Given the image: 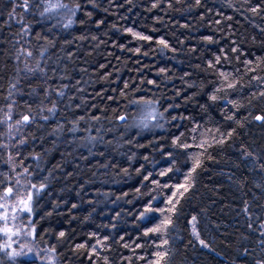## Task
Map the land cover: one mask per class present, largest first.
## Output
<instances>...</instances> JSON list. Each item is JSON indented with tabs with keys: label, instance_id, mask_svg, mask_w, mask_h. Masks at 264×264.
<instances>
[{
	"label": "trees",
	"instance_id": "1",
	"mask_svg": "<svg viewBox=\"0 0 264 264\" xmlns=\"http://www.w3.org/2000/svg\"><path fill=\"white\" fill-rule=\"evenodd\" d=\"M62 2L80 8L71 17H42L43 0H37L21 25V10L10 20L12 0H0V108L14 101L13 120L35 115L11 138L0 124V144H8L0 148V173L14 177L28 169L22 182L47 185L38 198L33 190V212L21 222L34 234L14 238L40 255L29 253L14 264H49L42 257L51 248L56 264H148L165 250L161 264L264 259V122L253 119L264 115V82L255 79L264 77V0ZM68 18L73 24L66 28ZM29 25L30 34H23ZM129 28L151 39H138ZM220 72L229 73L236 87L227 88ZM213 94L219 99L211 100ZM146 100L156 102L163 117L144 128L139 122L149 109L134 101ZM53 105L54 114L48 111ZM186 180L166 236H145L162 218L154 212L142 220L145 207H169L173 186ZM104 237L100 248L96 241ZM163 238L168 244L157 248ZM5 242L0 233V245ZM81 244L87 247L77 248ZM0 260L13 264L4 253Z\"/></svg>",
	"mask_w": 264,
	"mask_h": 264
},
{
	"label": "snow or ice",
	"instance_id": "2",
	"mask_svg": "<svg viewBox=\"0 0 264 264\" xmlns=\"http://www.w3.org/2000/svg\"><path fill=\"white\" fill-rule=\"evenodd\" d=\"M197 4H199V0H196ZM13 7L11 11L8 13L9 19H14L17 16V8L21 10L20 12V19L17 21L18 23H21L23 25L25 23L23 16L25 13H27L29 10H31L33 7H38L37 0H12ZM157 4H153L152 7H157ZM80 8L79 4H76L75 7L70 8L69 5L62 2V0H43V9L40 11V15L44 17L46 14H54V13H60L63 15H67L68 17L74 16L76 11ZM251 11L253 13H256L259 11V8L253 7L251 8ZM90 15V13H89ZM100 23H103L101 21ZM73 24V20L71 18H68L67 24L64 25V27H69ZM126 31L132 33V35L138 39L143 40H150L151 37L143 36L139 33L133 32L131 28L126 29ZM22 32L25 35L30 34V25L28 27H22ZM206 39L211 40V37H206ZM159 43L163 45L165 48L169 47L168 42L164 39H160ZM137 52H139V49H136ZM233 51H236V49H233ZM22 53L26 55L27 57H32L33 53L31 51H24L22 49ZM16 59H20L19 56L16 57ZM217 63L220 61V57L216 58ZM249 66L253 64L252 61L247 62ZM209 66L211 65V62L209 63ZM259 66V62L257 64V67ZM27 67V65H25ZM36 67L39 68V62L37 61ZM257 67H249L250 72L257 71ZM34 71V69H29V72ZM41 71H43L41 69ZM161 72H164L165 69H161ZM219 75L223 78V80L226 82L227 88H235L236 83L228 82L229 81V73L226 72H220ZM256 80L264 82V77L256 76ZM150 83H154L153 81H150ZM16 85L12 84L10 85V91H9V97L12 96L13 92L15 91ZM223 89H216L217 92L222 91ZM61 96H63V92L60 93ZM260 96L264 97V91L260 92ZM211 100L215 101L219 99V97L215 94L211 95L209 97ZM134 103H144L147 108L149 109L147 112V115L139 122V126H142L144 128L149 127V124L157 120V117H163L162 112H158L156 108V102L146 100V101H134ZM230 103H233L235 105V101H230ZM15 102L9 103L7 106V109L0 108V113L3 114L2 119H0V124H3L8 129V135L9 138H11L12 135H14V129L18 130L21 126H26L29 123L33 122L35 120V115H29V114H22L19 119L13 120V107ZM50 113L55 112V105H53V108L48 109ZM45 120L48 119V117H43ZM119 120L124 121L126 118L125 116H119ZM175 119V117H174ZM229 119H233V117H229ZM253 119L257 121L264 122V115H257L253 117ZM153 126H160L162 125H153ZM195 131V129H193ZM232 133H228L229 136H231ZM95 139V138H92ZM179 142V137L176 138V141L174 143ZM219 143H223V140L218 141ZM20 144H24V140L19 141ZM181 147H189L187 144H181ZM199 147L204 148L205 142H201ZM0 148H8V144H0ZM171 155V153H169ZM251 155V154H249ZM13 160V157L9 155L8 162L11 164ZM199 166V160L196 161V163L193 166L192 171L194 172L196 167ZM260 168L264 169V165H259ZM12 168H15V165H12ZM172 171V168H168L164 171H161L159 175L164 176L167 175L169 172ZM28 169H24L23 173H18L14 177H8L7 174L0 173V185H4V189L2 192H0V233L3 234V236L6 238V242L2 245H0V253H4V255L10 260L14 262L17 260V258L21 257H28L29 253L35 252L36 255H40V253L34 249L32 246L25 244V243H18L16 240H14V237H20L23 236L25 239L28 237H31L34 232L35 228L31 227L29 228L27 225L21 223L20 221L23 219L24 214H28L31 216L33 212V190H35V195L38 198L39 194L47 187L45 183H41L39 186L36 184L31 183L28 181L27 183H24L19 178L21 175H27ZM191 172L188 174L191 176ZM150 175V174H149ZM149 177L146 176L145 179H148ZM11 180L14 181L12 184L6 183V181ZM153 183H156L159 186L158 181H154ZM187 180L185 181V185H179V186H173L177 188V191H174L172 195L168 198L167 204L169 207L167 208H153L151 204H148L143 212L141 213V219H146L148 217V214L158 212L162 214V218L160 219V222L155 224L153 227L148 228L144 235L147 236L149 233L157 234L160 237H165L166 233L168 231L169 226L172 224V218L170 213H174L176 210V204L179 203L178 193L179 197H182L184 192L188 190L187 188ZM169 185H164V187H168ZM180 188H183V191H179ZM24 189H27V192L23 191ZM175 198V202H173ZM75 206V205H74ZM245 214L251 215L248 212L247 206L243 209ZM193 220V234L198 238L199 232L196 230V217L192 218ZM249 227H251V224H249ZM260 228L264 230V223L260 225ZM15 229V230H14ZM262 235H264V231L261 232ZM59 235L63 237L65 235L64 232H60ZM95 233H93V236ZM108 237H104L103 239H98L96 241V245H98L100 248H104L105 244L104 241H106ZM16 243L17 247H13V244ZM199 243L203 245L204 247H208L205 241L200 240ZM264 243V242H262ZM168 244V240L166 238L161 239V243L159 245H156L157 248H164L165 245ZM125 247H128V245H124ZM87 247L86 244L77 245V248H85ZM17 248L19 250H17ZM46 252L49 253L48 256L42 257L43 259H46L49 261V264H56V250L54 248L46 249ZM92 253L94 255H99L97 252V247L94 245L91 249ZM168 255L167 250L165 251H157L154 254V259L150 260L148 264H161V262L165 259V257ZM140 259H144V257H140ZM105 260H107V257H105ZM0 264H3V261L0 260ZM257 264H264V259L257 261Z\"/></svg>",
	"mask_w": 264,
	"mask_h": 264
},
{
	"label": "rangeland",
	"instance_id": "3",
	"mask_svg": "<svg viewBox=\"0 0 264 264\" xmlns=\"http://www.w3.org/2000/svg\"><path fill=\"white\" fill-rule=\"evenodd\" d=\"M27 216H28V214H24V216H23V219L20 221V222H22V221H24V218H26V220H27ZM193 222V221H192ZM27 226L30 228V226H29V224H27ZM15 230V229H14ZM15 238V237H14ZM15 240V239H14Z\"/></svg>",
	"mask_w": 264,
	"mask_h": 264
}]
</instances>
